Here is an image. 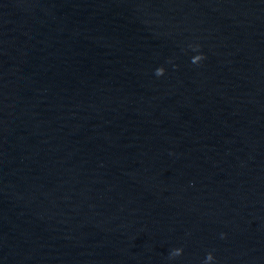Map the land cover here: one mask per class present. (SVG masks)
<instances>
[{
	"label": "clouds",
	"instance_id": "1",
	"mask_svg": "<svg viewBox=\"0 0 264 264\" xmlns=\"http://www.w3.org/2000/svg\"><path fill=\"white\" fill-rule=\"evenodd\" d=\"M203 59H204V56L202 54L197 55L196 58L192 59V63H199ZM164 72H165V69L163 67H159L155 70V75L156 76H162V75H164ZM182 251H183L182 249H174L171 252V256H179V255H181ZM212 260H213V256L211 253H209L206 257L205 264H207L208 261H212Z\"/></svg>",
	"mask_w": 264,
	"mask_h": 264
}]
</instances>
